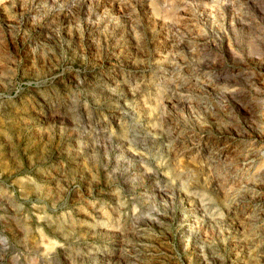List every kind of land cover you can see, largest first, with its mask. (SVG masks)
<instances>
[{
	"label": "rangeland",
	"instance_id": "1",
	"mask_svg": "<svg viewBox=\"0 0 264 264\" xmlns=\"http://www.w3.org/2000/svg\"><path fill=\"white\" fill-rule=\"evenodd\" d=\"M0 264H264V0H0Z\"/></svg>",
	"mask_w": 264,
	"mask_h": 264
}]
</instances>
